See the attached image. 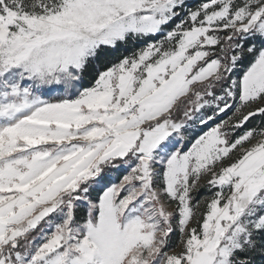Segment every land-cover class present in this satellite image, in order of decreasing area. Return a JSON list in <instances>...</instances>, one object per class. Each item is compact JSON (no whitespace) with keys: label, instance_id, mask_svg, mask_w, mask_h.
<instances>
[{"label":"snow or ice","instance_id":"obj_1","mask_svg":"<svg viewBox=\"0 0 264 264\" xmlns=\"http://www.w3.org/2000/svg\"><path fill=\"white\" fill-rule=\"evenodd\" d=\"M0 264H264V0H0Z\"/></svg>","mask_w":264,"mask_h":264},{"label":"rangeland","instance_id":"obj_2","mask_svg":"<svg viewBox=\"0 0 264 264\" xmlns=\"http://www.w3.org/2000/svg\"><path fill=\"white\" fill-rule=\"evenodd\" d=\"M188 3H189V5H194L195 3H199V0H188ZM142 46V45H141ZM119 49L120 50H118V54L116 55V56H120L121 54H127V53H125V46H120L119 47ZM128 49H129V51H131L132 50V48H131V46L129 45L128 46ZM243 67H244V65H242L241 66V69H238L237 70V75H239L241 72H242V70H243ZM89 83V81H86V84H88ZM60 97V93H58V92H52V93H50V94H48V95H45L43 98L44 99H50V100H53V101H55L56 99H58ZM229 115L231 114V113H228ZM222 118V117H221ZM219 122V119H217L216 120V123H218ZM258 123V120H253V121H251L248 125H247V127L248 128H251V127H253L254 125H256ZM213 126V124L210 122L206 127L205 126H200L199 124H197V126L195 127V129H193L190 133H189V139L184 143V145H183V150H187L190 146H191V143H192V141L198 136V135H200V134H202L203 132H205V131H207L210 127H212ZM245 129H240L238 132H237V135H239L240 133H242L243 131H244ZM124 171L125 170H121V171H119V172H114L113 173V175H114V177L116 178V182H118V179H119V177L121 176V175H123L124 174ZM207 194V190L206 189H202L201 190V195H206ZM94 196L96 195L95 193L93 194ZM42 224H43V222H42ZM172 243H175V241H176V239H177V235L176 234H173L172 235Z\"/></svg>","mask_w":264,"mask_h":264},{"label":"trees","instance_id":"obj_3","mask_svg":"<svg viewBox=\"0 0 264 264\" xmlns=\"http://www.w3.org/2000/svg\"><path fill=\"white\" fill-rule=\"evenodd\" d=\"M118 50H120L119 48L117 49V51H116V53H115V55H117L118 53ZM88 84H90V81H89V83ZM88 84H86V85H88Z\"/></svg>","mask_w":264,"mask_h":264}]
</instances>
